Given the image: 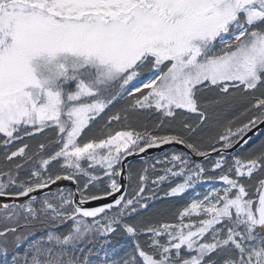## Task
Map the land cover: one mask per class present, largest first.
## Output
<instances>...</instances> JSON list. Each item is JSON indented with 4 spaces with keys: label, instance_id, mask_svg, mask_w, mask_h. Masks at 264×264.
<instances>
[{
    "label": "snow or ice",
    "instance_id": "obj_1",
    "mask_svg": "<svg viewBox=\"0 0 264 264\" xmlns=\"http://www.w3.org/2000/svg\"><path fill=\"white\" fill-rule=\"evenodd\" d=\"M0 150V264H264V0H0Z\"/></svg>",
    "mask_w": 264,
    "mask_h": 264
},
{
    "label": "trees",
    "instance_id": "obj_2",
    "mask_svg": "<svg viewBox=\"0 0 264 264\" xmlns=\"http://www.w3.org/2000/svg\"><path fill=\"white\" fill-rule=\"evenodd\" d=\"M126 101L120 100L118 103L115 104V107L112 108L111 113L117 112L120 108L125 106ZM219 113L221 114L222 119L230 118L232 113L225 108H221L218 110ZM38 140V138H37ZM37 140L29 141L33 146L36 145ZM2 151V150H0ZM167 151H183V150H178L175 148L168 149ZM156 157V156H155ZM152 157L149 158V163L152 161ZM134 165L137 171L142 167V164L139 161H134ZM147 167V165H143ZM178 181H176L172 186H174ZM171 186L165 187L164 185L161 186L163 189L161 194L157 195L159 197H163L164 191H167ZM198 187L196 186L194 189H197ZM194 189L188 190L184 195L182 196H177V197H171V198H163V199H155L150 203V208L148 211L145 213V215H152L154 218L157 219H165V220H170L172 218V213L177 209V208H182L185 206L187 203H189V198L194 192ZM39 235V233H38ZM99 242H103L104 237H99L98 238ZM110 243L107 245H104L103 249L100 247L99 243L97 244L96 248L94 251L100 252L101 258L103 257L104 251H111L113 248H118L122 246L123 244H130V238L122 233L118 232L117 234L112 235L109 237ZM91 246V245H90ZM91 259L96 260V256H92Z\"/></svg>",
    "mask_w": 264,
    "mask_h": 264
},
{
    "label": "rangeland",
    "instance_id": "obj_3",
    "mask_svg": "<svg viewBox=\"0 0 264 264\" xmlns=\"http://www.w3.org/2000/svg\"><path fill=\"white\" fill-rule=\"evenodd\" d=\"M221 108H223V107H221ZM220 108V109H221ZM39 139V138H38ZM152 163V161L149 163V164H151ZM162 174V173H161ZM155 178V176L154 175H151V179H154ZM176 181H178V183L179 182H182V178H180V177H177V178H170V181H168V182H165V183H163V184H161L160 185V190L157 192V194H159L160 192H162V188H161V186L162 185H164L165 187H168V186H172ZM198 187L197 189H194L195 187ZM193 189H194V192L192 193V195L190 196V198H189V202H190V200L191 199H194V198H196V194L197 193H203V192H205V191H207V189H208V187L210 186V184L209 183H205V182H200V183H197V185H196ZM218 186H220V185H218ZM152 187H155V186H152ZM190 190V189H189ZM188 191V190H187ZM153 201V200H152ZM152 201H150L149 203H151ZM122 246H125V247H127L128 245L125 243V244H123ZM118 250H120L121 251V253H122V249L120 248V247H118L117 248ZM111 252V251H110Z\"/></svg>",
    "mask_w": 264,
    "mask_h": 264
},
{
    "label": "water",
    "instance_id": "obj_4",
    "mask_svg": "<svg viewBox=\"0 0 264 264\" xmlns=\"http://www.w3.org/2000/svg\"><path fill=\"white\" fill-rule=\"evenodd\" d=\"M171 148L187 151L181 145H170V146H165L164 148H161V149H152V150H150L146 154V158H150V157H153L155 155L161 154V153H163V152H165V151H167L168 149H171ZM193 159L196 160V161H202V158H200V157H193ZM63 184L67 185L68 187H72V185L69 182H67V181L63 182ZM125 185L127 187V182L126 181H125ZM52 190L53 191L55 190V186H53ZM45 191H47V190H45ZM40 194L42 195L43 193H40ZM19 202H23V200H21Z\"/></svg>",
    "mask_w": 264,
    "mask_h": 264
}]
</instances>
